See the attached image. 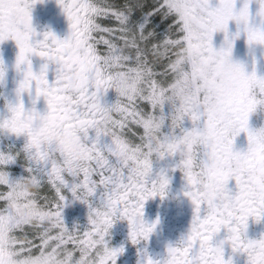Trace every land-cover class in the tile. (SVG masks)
Returning a JSON list of instances; mask_svg holds the SVG:
<instances>
[{"label":"snow or ice","instance_id":"snow-or-ice-1","mask_svg":"<svg viewBox=\"0 0 264 264\" xmlns=\"http://www.w3.org/2000/svg\"><path fill=\"white\" fill-rule=\"evenodd\" d=\"M37 0H0V42L12 38L19 47L16 69L23 74L15 101L4 98L0 110V137H23L17 147L0 149V264H116L121 249L109 246L106 237L117 216L135 214L140 224L144 203L150 197L164 196L155 184L168 186L163 172L152 179L153 164L142 159L152 146L150 133L160 124L169 142L165 156H180L177 165L187 181L184 193L194 207L191 227L182 237L184 247L169 246L163 259L182 258V264H233L224 258L223 244L229 242L233 253H246L248 264H264V239L244 235L249 218L264 219V188L257 189L251 170L264 163V133L249 127L251 106L255 103L248 87L249 74L231 59L233 39L229 23L234 21L239 36L247 35L249 44L256 33H264V22L257 25L252 14L253 0H59L70 22L65 39L52 32L43 39L32 27L31 9ZM257 15L264 18V0H257ZM192 15L205 18V26L194 31L188 24ZM246 16L248 24L240 18ZM23 28L21 38L12 30ZM225 32V46L213 47V35ZM264 43V39L259 40ZM32 55L44 58L39 72L33 71ZM55 65V79L49 81V66ZM4 62L0 59V85ZM114 76H126L125 94L117 93L114 103L104 96L112 89ZM191 82L187 95L178 89ZM35 90L32 107L26 109L22 96ZM43 97L47 111L42 114L36 101ZM105 111L115 112L111 128L102 126ZM178 114H181L178 118ZM190 119L193 127L185 128ZM12 122V123H9ZM201 123L203 126L201 127ZM239 123L235 134L229 127ZM57 125L88 133L93 159L81 168L56 151L51 135ZM179 125V126H177ZM248 135L246 151H234L235 138ZM94 133V135H90ZM207 137L201 146L196 142ZM187 151V156L182 155ZM249 171L232 172L233 157L248 158ZM208 166L207 189L197 167ZM23 161L26 175L14 176L11 166ZM138 165L137 169L134 167ZM26 178L39 185L29 199L37 205L38 223H25L19 215L20 203L12 199L13 189ZM235 180L236 191L229 187ZM67 191L89 205L86 230L69 229L63 210ZM99 198V204L94 198ZM202 207L205 214L202 216ZM130 225V224H129ZM130 237L137 243V228L130 225ZM222 228L226 241L213 243ZM155 224L147 226V240ZM22 237H26L23 239ZM107 256L101 261V256ZM94 258V259H93ZM147 257L145 264H161Z\"/></svg>","mask_w":264,"mask_h":264},{"label":"flooded vegetation","instance_id":"flooded-vegetation-1","mask_svg":"<svg viewBox=\"0 0 264 264\" xmlns=\"http://www.w3.org/2000/svg\"><path fill=\"white\" fill-rule=\"evenodd\" d=\"M213 6H217L212 3ZM32 27L35 29L37 36L34 40L43 39V33L52 32L58 38L65 39L70 34V22L64 12L59 0H37L31 9ZM225 32L218 31L213 35V47L219 50L225 46ZM229 38L231 35L229 34ZM231 39V38H230ZM244 44V42H242ZM240 51V52H239ZM255 56L249 57L242 54L239 48L232 45L231 59L234 63L244 67L246 73L251 74L256 71L257 75L264 76V44H260ZM19 54V47L11 37L3 42H0V59L3 60L6 67V75L3 85H0V102L4 106V98L15 101L16 89L19 81L23 78V74L18 72L15 65ZM33 71L39 72L41 66L46 63L44 58L38 55H32ZM55 65L49 66L48 78L49 81L55 79ZM26 109H30L32 101L35 99V90L31 95L25 92L22 96ZM117 99V93L114 89H109L104 100L108 104H112ZM36 108L42 114L47 111V102L43 97L36 101ZM185 128L193 126L190 119H187L184 124ZM203 124L201 123V127ZM264 126V118L257 114L250 115L249 127L252 130L259 129ZM94 135V133H90ZM14 137V135H12ZM20 145L24 138H16ZM248 148V135L242 132L235 138L234 151H246ZM180 162V156H165L163 159H154L152 179H156L161 172L170 178L168 191L165 196L159 194L155 197H150L144 203L143 219L149 224H155L154 231L150 234L147 240H142L139 244H133L130 237L131 228L127 220H117L110 229L111 238L115 240L128 242L127 247L123 248L116 260V264H145L146 258L151 257L154 261H163L167 255L169 246H174L178 241L187 235L193 215L194 205L189 197L184 193L188 190L187 181L184 178L183 172L179 169L175 170L174 166ZM24 170V168H20ZM24 173L25 170H24ZM228 187L235 192V180H230ZM68 200L64 210H75L89 212V205L72 197L70 191L66 190ZM94 202L99 204V198H94ZM205 214L202 207L201 215ZM64 222L71 218L63 211ZM228 230L222 228L213 238V243L219 245L221 241H226ZM247 237L252 240L264 239V219L256 221L255 218H249L247 227ZM108 240V239H107ZM224 258H231L233 264H248L246 253H233L231 244L225 242L223 244Z\"/></svg>","mask_w":264,"mask_h":264},{"label":"clouds","instance_id":"clouds-1","mask_svg":"<svg viewBox=\"0 0 264 264\" xmlns=\"http://www.w3.org/2000/svg\"><path fill=\"white\" fill-rule=\"evenodd\" d=\"M188 24L192 27L194 31H199L205 26V18L200 15H192L188 19ZM240 23L242 25L248 24V18L246 16L240 18ZM14 33L24 38L26 36V31L18 26H14ZM264 39V33L257 32L256 40L253 41L252 44H264L259 43V40ZM3 72L6 74V67H3ZM250 79L248 80V87L251 90L252 98L255 103L251 106L252 114H257L261 118H264V76L257 75L256 71H253L249 74ZM128 78L126 76H114L112 81V89L119 94H125L128 89ZM191 82H186L182 85L180 89H178V96H184L189 93L191 90ZM115 112L109 113L105 111L104 115V123L102 126H107L109 129L111 128V118L115 116ZM181 114H178V118ZM250 118V116H249ZM12 123V122H9ZM179 126V125H177ZM239 123H233L229 127V133L235 134L239 129ZM258 133H264V126L256 129ZM51 135L55 139L58 144L56 151L61 157L69 158L71 161L75 162L77 166L81 168L87 167L89 162L93 159L92 152L88 146V133H86L83 129L76 127H67L62 125H57L51 131ZM152 137V146L150 148L149 153L144 154L142 159H150L152 164L154 159H163L165 157V153L169 151V142L166 137L160 132V124L157 123L153 126V129L150 133ZM198 145L201 146V150H203V146L207 143V137H201L197 141ZM189 153L185 150L182 152V155L187 156ZM258 155V153L253 152L249 155L248 158L245 157H233L228 162V167L232 172H247L249 171L248 159L254 158ZM137 169L138 165H135ZM197 167L199 169V175L202 180V187L204 190L207 189V175H208V166L201 159ZM251 176L257 186V189L264 188V163H257L254 169L251 170ZM156 190L158 192H163L165 195L168 191V186H163L162 181H157L155 184ZM39 192V185L32 179L26 178L21 181L17 186L13 189L12 199L14 201L18 200L20 203L19 215L23 218L25 223H38L37 219V205L33 202L32 199H29V194L33 196ZM164 195V196H165ZM113 223L117 220H127L130 225H133L137 228L138 236L137 243L139 244L142 240H146L145 237L147 235V226L149 224L141 225L140 219L135 214H128L126 216H117L113 213ZM247 236V230L244 233ZM26 239V237H22ZM180 247H184V241L182 238L177 243ZM107 253H104L101 256V261L105 259ZM94 259V258H93ZM173 258H166L165 261L161 262V264H170V261ZM177 261V264H182V258L176 257L174 258ZM89 264H92V260L89 261Z\"/></svg>","mask_w":264,"mask_h":264},{"label":"rangeland","instance_id":"rangeland-1","mask_svg":"<svg viewBox=\"0 0 264 264\" xmlns=\"http://www.w3.org/2000/svg\"><path fill=\"white\" fill-rule=\"evenodd\" d=\"M218 2L219 0H212V3H215L216 5H218ZM242 6H243V0H237V8L242 7ZM259 8H260V4L257 2V0H253V3L251 4V10H252L253 17L255 19V23L257 25L264 22V18H261L260 16L257 15ZM237 31H238V28L235 22L234 21L230 22L229 23V34L231 35L230 38L232 39V37H235V39H233L232 45L236 48H239L242 54H244L245 56H249V57L255 56L256 53H258L257 49L260 44L250 45L248 42L246 33H244L243 31H240L239 36L236 37L235 34L237 33ZM242 42H244V44H242ZM3 107L4 106L0 102V110H3ZM11 144H15L17 147L20 146V143L17 142V139L15 136L13 137L12 135H7V136L0 137V149L7 150L8 146ZM23 163H24L23 161H18L17 164L11 166L14 176L16 178H18L21 174L23 175L27 174V173H24V170L20 169V168H23L22 166ZM174 169L175 170L178 169L177 165L174 166ZM67 198H69L68 195H67ZM63 211L66 213L67 216L69 215L68 217L71 218L70 220L65 222V224L67 225L69 229L78 228L79 230L83 231L90 227L89 219H88L89 212H84V211L75 212V210H67V211L63 210ZM106 239H108V244L113 249L118 250V249L127 247L128 245V242H125L124 244L123 241H119V240H115V238H111V234L108 237H106Z\"/></svg>","mask_w":264,"mask_h":264}]
</instances>
